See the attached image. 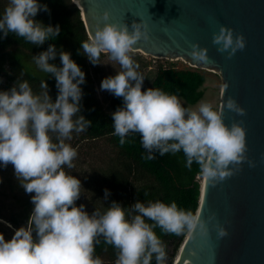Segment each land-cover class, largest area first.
I'll list each match as a JSON object with an SVG mask.
<instances>
[{
  "label": "trees",
  "instance_id": "obj_1",
  "mask_svg": "<svg viewBox=\"0 0 264 264\" xmlns=\"http://www.w3.org/2000/svg\"><path fill=\"white\" fill-rule=\"evenodd\" d=\"M104 53L73 0L0 9V83L7 78L17 85L11 95L0 88V125L21 122L16 138L38 145L39 174L49 189L48 208L34 198L26 204L31 243L16 234L24 264H173L193 224L210 144L196 138L186 106L175 99L197 104L205 74L159 59L151 84L134 94L123 85L109 113L91 85L90 66ZM133 107L135 123L121 121ZM58 112L79 139L106 138L118 149L95 180L106 197L102 221L90 219L66 187ZM0 153L6 149L0 146ZM8 221L20 227L18 219Z\"/></svg>",
  "mask_w": 264,
  "mask_h": 264
},
{
  "label": "water",
  "instance_id": "obj_2",
  "mask_svg": "<svg viewBox=\"0 0 264 264\" xmlns=\"http://www.w3.org/2000/svg\"><path fill=\"white\" fill-rule=\"evenodd\" d=\"M103 52L222 77L193 224L173 264H264V0H73Z\"/></svg>",
  "mask_w": 264,
  "mask_h": 264
},
{
  "label": "rangeland",
  "instance_id": "obj_3",
  "mask_svg": "<svg viewBox=\"0 0 264 264\" xmlns=\"http://www.w3.org/2000/svg\"><path fill=\"white\" fill-rule=\"evenodd\" d=\"M27 1L0 0V9L22 7ZM142 54L130 50H113L105 52L95 65L90 66L91 85L105 111L111 112L112 96L123 85H129L132 94L137 89L145 90L151 84L154 73L162 60L164 62L173 61L179 67L190 65L181 58L154 59L152 56ZM199 69L206 76L203 98L195 105H188L181 98H176L175 102L186 106L187 124L196 138L203 144L211 145L216 127L222 77L215 70ZM0 84V88L6 87V95H11L12 87L17 86L7 78H4ZM135 113L136 107H133L131 112L121 117V121L134 124ZM57 115L60 132L66 142L62 159L67 177L66 187L70 188L76 201L84 207L90 219L102 221L106 213L104 202L106 197L104 193L98 192L99 187L95 188L94 185L100 182H95V180L100 179V171L104 172L108 165L117 159L118 149L106 138L79 139L70 129V123L65 118L61 119V112ZM20 125L21 122L0 125V146L6 149V153H0V264H24L25 250L18 243L16 234L26 238L27 244L31 243L26 204L28 199L34 198L39 206L45 205L49 196V189L44 187L39 174L42 161L38 145L16 138L17 130L20 131L22 127ZM38 183L41 184L37 186ZM135 183L139 186L142 180L138 179ZM31 185L34 186L31 187ZM48 207L49 202L45 205V208ZM12 217L19 220L20 227L17 228L8 221ZM172 253L173 246L170 245L167 253L168 261Z\"/></svg>",
  "mask_w": 264,
  "mask_h": 264
},
{
  "label": "bare ground",
  "instance_id": "obj_4",
  "mask_svg": "<svg viewBox=\"0 0 264 264\" xmlns=\"http://www.w3.org/2000/svg\"><path fill=\"white\" fill-rule=\"evenodd\" d=\"M124 50H126V49H124ZM182 59V58H181Z\"/></svg>",
  "mask_w": 264,
  "mask_h": 264
}]
</instances>
